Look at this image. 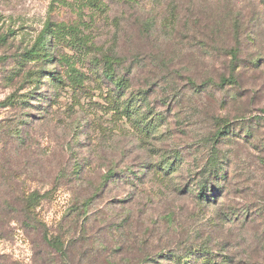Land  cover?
Masks as SVG:
<instances>
[{
    "label": "rangeland",
    "instance_id": "rangeland-1",
    "mask_svg": "<svg viewBox=\"0 0 264 264\" xmlns=\"http://www.w3.org/2000/svg\"><path fill=\"white\" fill-rule=\"evenodd\" d=\"M107 57L155 132L113 111ZM190 246L264 264V0H0V264H174Z\"/></svg>",
    "mask_w": 264,
    "mask_h": 264
},
{
    "label": "trees",
    "instance_id": "trees-1",
    "mask_svg": "<svg viewBox=\"0 0 264 264\" xmlns=\"http://www.w3.org/2000/svg\"><path fill=\"white\" fill-rule=\"evenodd\" d=\"M45 41V39L41 40L37 50L41 52V56L48 57L49 54H47ZM106 59L107 60L103 65L102 77L112 83L113 88L115 89L114 92H116V94H113L114 98L112 99L114 106L113 111L130 122L137 129V131H139V134L148 135L150 132H155V126L157 125V122H159V114L152 113L147 117L146 113L148 114L149 110H141L143 105L146 108L148 106V104H146V91H139L137 95H131L129 98L124 99L125 94L123 93V90H128L129 83L127 80L119 78L115 75L114 66L117 64L114 62L115 59L110 57H107ZM91 65L97 66V61L93 60ZM70 72L71 81L73 82V84L70 85L72 87L81 86L84 80L83 76L77 74L74 70H71ZM50 81L53 82L54 86L63 83L60 78H56L53 75L51 76ZM136 96L139 98H136ZM137 103H140L141 105L139 106ZM177 162H179V159H174L171 162L161 164L163 166L162 170L168 174L174 172L176 170L174 167L176 166ZM156 169H159V165L156 166ZM215 177L217 181L220 179L218 174H215ZM199 187L200 192H195V194H198L199 196L198 199H205V201H208V195H205V183H201ZM40 199L41 196L33 192L24 200L26 206L24 211L28 215V221L30 220V222L26 223V226L29 228H37V224L36 222H33L31 216L33 215V208L40 202ZM44 240L46 245L51 249L53 248L54 252L58 254L62 260L66 259L67 254L61 240L56 237L49 238L47 235L44 236ZM166 255L168 258L170 257V259L173 260L174 264H189L192 259H194V264H219L215 262L213 256L205 248H195L190 246L185 248L184 254L180 256L169 251L162 254L161 257L165 258ZM152 258L153 257L151 256L147 257L145 258V261H151Z\"/></svg>",
    "mask_w": 264,
    "mask_h": 264
}]
</instances>
